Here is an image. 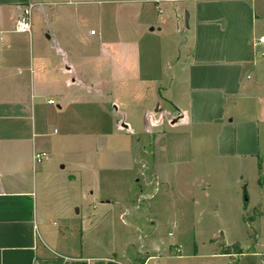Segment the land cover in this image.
Returning a JSON list of instances; mask_svg holds the SVG:
<instances>
[{
	"label": "rangeland",
	"instance_id": "obj_1",
	"mask_svg": "<svg viewBox=\"0 0 264 264\" xmlns=\"http://www.w3.org/2000/svg\"><path fill=\"white\" fill-rule=\"evenodd\" d=\"M2 1L1 28L7 32L0 33V182L24 173L31 177L32 143L39 134L57 149L64 147L55 154L66 172L74 168L75 207L91 220L80 232L76 215L69 239L74 251L66 254L85 259L116 253L129 264L147 255L153 257L145 264H264V42L253 45L264 37V0H245L255 17L244 78L237 93L227 95L222 117H207L212 100L207 96L200 113L206 123L187 116L174 125L171 103L183 105L189 90L185 68L193 33L184 16L196 0H30L37 4L30 38L14 31L15 6ZM90 29L109 45L126 47L121 54L127 68L116 69V55L86 42ZM18 37L24 39L22 59L6 60L3 47ZM59 42L60 49L69 48L75 76L63 102L29 82V57L43 47L51 65L63 66L51 54ZM47 98L74 104L60 111ZM11 138L19 141L22 162L9 146ZM107 197L120 206H111L105 217L98 201ZM45 215L46 231L59 237L60 221ZM235 243L242 255L220 252ZM70 262L50 256L37 264Z\"/></svg>",
	"mask_w": 264,
	"mask_h": 264
},
{
	"label": "crops",
	"instance_id": "obj_2",
	"mask_svg": "<svg viewBox=\"0 0 264 264\" xmlns=\"http://www.w3.org/2000/svg\"><path fill=\"white\" fill-rule=\"evenodd\" d=\"M7 1L15 6L14 12L16 13L14 16L17 15V19L22 6L21 0ZM153 1L156 4L160 0ZM2 2L4 1L0 0V6L4 4ZM195 2L188 7L189 12L187 13L189 20L187 27L193 33L191 61L185 68L189 90L187 100L183 105L179 107L176 103H171L175 109V117L170 122L171 125H174L179 118L186 120L187 116L190 117L192 123H206L200 117V113L204 111V100L207 96L208 98H210L209 96L212 97L207 107L209 114L207 117L211 116L210 120L214 119L215 116L222 117V108L227 95H235L240 87V78H244L241 69L246 60L247 39L251 37L254 27L253 6L245 0H196ZM155 7L157 6L155 5ZM190 19H192V23H190ZM3 22L4 19L0 10V33L5 34L6 29L1 28ZM90 30L84 35L86 42L90 45L97 44L100 49L107 50L113 56L116 55L114 61L116 69L127 68V63L124 62L125 59L121 54V51L126 47H121V45L113 47L107 41L101 40L96 31L94 34H90ZM151 30H155V27L150 28ZM156 30L161 31V27L158 26ZM14 31L21 34L15 30V25ZM52 33H56L55 30ZM46 38H50V35H46ZM23 41L24 39L21 37L9 39L3 47L1 56L4 57L3 53H5L6 60L10 58L20 62L24 51ZM256 41L254 40L253 45ZM59 47L60 42L51 54L60 59L63 65L61 68L51 65L49 53L44 47L42 50H38L35 56L29 57V82L37 92H53L63 102L66 101L64 89L75 81V76L72 73L73 66L66 55L69 48H66V51ZM120 73V75L123 74L122 71ZM173 73L175 76V72ZM137 78V83L134 84V86L137 85L134 87L136 90L142 85L141 77L137 76ZM158 93L160 92L158 91ZM163 99L167 98L163 97ZM49 100L53 101V99L47 98L45 99L46 104H55L60 111L64 105L74 104L73 100L69 102L70 100L67 99V103L61 106L55 101L48 103ZM216 100H218V104L213 105ZM114 109L117 110V107ZM157 110L158 107L154 109V112ZM158 122L154 120L152 124L156 125ZM121 127L128 129L127 125H121ZM34 128L35 125H31L33 132ZM33 135L36 133L34 132ZM9 141V146L15 155L17 153L18 157H15L17 162H22L20 155H18V151L21 150L17 145L19 141L13 138ZM56 145L46 141L44 136L39 134L38 143H32L31 177L24 173L26 175L12 176L0 182V264H37L41 259L50 256H57L64 261H83L86 264L92 259H94L92 264H129L127 261L124 263L122 257L117 256L116 253H113L111 257L100 256L85 259L75 256V254L72 256L66 254L69 249L74 251L73 246L75 244L70 243L69 239L71 234L76 231V215L80 214V216L78 215L80 232H84L83 228H86L91 220L88 219L86 211L81 213L75 207V170L72 168L71 170L68 169L67 172L65 171L66 165L61 159V155L58 154L60 149L62 151L64 147L57 149ZM56 150H58L57 154H55ZM33 151L47 152V159L41 165L33 163ZM134 158L138 162L137 157L134 156ZM22 159L26 163V159ZM140 192L137 196L141 195ZM80 195L82 199H86V192L80 191ZM52 197L56 199L53 200ZM98 202V206L102 209L101 215L105 214V217L113 210L111 206H120L119 200L108 197L100 199ZM46 213L53 215L60 221V226L63 228V230L59 229L60 238L55 233L46 231ZM121 215L122 213L119 214V217ZM133 228L136 229V227ZM60 239L63 242H60ZM239 254L242 255L241 252ZM151 257L153 256H145L142 262L137 258L138 262L132 264H145Z\"/></svg>",
	"mask_w": 264,
	"mask_h": 264
},
{
	"label": "built area",
	"instance_id": "obj_3",
	"mask_svg": "<svg viewBox=\"0 0 264 264\" xmlns=\"http://www.w3.org/2000/svg\"><path fill=\"white\" fill-rule=\"evenodd\" d=\"M157 2V1H156ZM21 11L15 21V30L20 33H30L31 31V15L32 10L37 4L32 3L30 0H21ZM90 34H94V30H90ZM264 42V37L259 36L258 40L254 43L255 46L260 45ZM48 103H53L49 100ZM47 153L45 151H35L32 154L33 163L39 164L43 160L47 159Z\"/></svg>",
	"mask_w": 264,
	"mask_h": 264
},
{
	"label": "trees",
	"instance_id": "obj_4",
	"mask_svg": "<svg viewBox=\"0 0 264 264\" xmlns=\"http://www.w3.org/2000/svg\"><path fill=\"white\" fill-rule=\"evenodd\" d=\"M233 251L234 253H231ZM222 254H235V253H240V246L238 243L233 244L232 246H226L222 248V251H220ZM71 264H86L83 261H72L70 262Z\"/></svg>",
	"mask_w": 264,
	"mask_h": 264
},
{
	"label": "water",
	"instance_id": "obj_5",
	"mask_svg": "<svg viewBox=\"0 0 264 264\" xmlns=\"http://www.w3.org/2000/svg\"><path fill=\"white\" fill-rule=\"evenodd\" d=\"M187 13H185V16H184V21H185V25H186V27H187Z\"/></svg>",
	"mask_w": 264,
	"mask_h": 264
}]
</instances>
